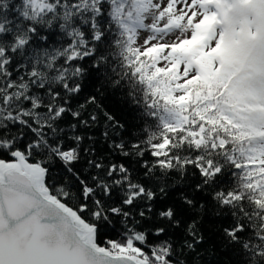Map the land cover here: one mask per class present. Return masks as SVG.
Returning a JSON list of instances; mask_svg holds the SVG:
<instances>
[{
	"label": "snow or ice",
	"instance_id": "obj_1",
	"mask_svg": "<svg viewBox=\"0 0 264 264\" xmlns=\"http://www.w3.org/2000/svg\"><path fill=\"white\" fill-rule=\"evenodd\" d=\"M205 227L264 264V0H0V264H202Z\"/></svg>",
	"mask_w": 264,
	"mask_h": 264
},
{
	"label": "trees",
	"instance_id": "obj_2",
	"mask_svg": "<svg viewBox=\"0 0 264 264\" xmlns=\"http://www.w3.org/2000/svg\"><path fill=\"white\" fill-rule=\"evenodd\" d=\"M94 90V89H93ZM100 102L105 110H111L112 114L120 117L121 121L124 122L129 119L128 116V105L126 101L122 99V96L118 90H110L100 97ZM93 135L97 137L95 147L98 154H102L107 150V146L100 139V129L92 130ZM206 223L211 222L209 218H205ZM206 235H208V244L213 248V255L204 256L202 259V264H236L234 258L229 257L223 251H220L216 247L215 233H211V230L204 228ZM207 246V245H206Z\"/></svg>",
	"mask_w": 264,
	"mask_h": 264
}]
</instances>
